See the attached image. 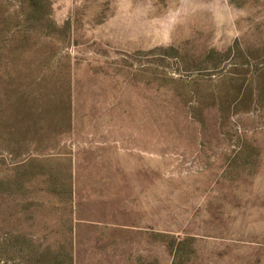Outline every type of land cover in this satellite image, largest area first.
I'll list each match as a JSON object with an SVG mask.
<instances>
[{
    "label": "rangeland",
    "instance_id": "1",
    "mask_svg": "<svg viewBox=\"0 0 264 264\" xmlns=\"http://www.w3.org/2000/svg\"><path fill=\"white\" fill-rule=\"evenodd\" d=\"M0 264H264V0H0Z\"/></svg>",
    "mask_w": 264,
    "mask_h": 264
}]
</instances>
